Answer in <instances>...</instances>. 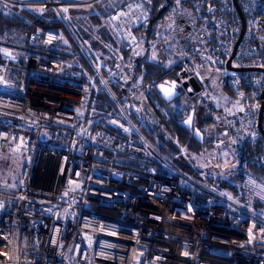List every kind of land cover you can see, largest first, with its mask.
Here are the masks:
<instances>
[{"label":"built area","instance_id":"1","mask_svg":"<svg viewBox=\"0 0 264 264\" xmlns=\"http://www.w3.org/2000/svg\"><path fill=\"white\" fill-rule=\"evenodd\" d=\"M4 1L51 8L65 29L32 30L25 45L0 40V156L20 148L30 157L15 189H0V264H264V176L245 168L239 187L246 199L228 194L167 157L124 104L145 99L142 85L157 87L155 79L144 81L145 69L128 71L125 57L155 60L169 36L181 49L177 79L204 82L207 68L225 73L242 107L222 105L221 112L228 122L250 116V134L261 132L259 91L251 86V99H239L246 92L241 73L197 47L190 12L174 4L164 38L146 41L135 30L149 17L145 3L107 0L104 23L116 43L105 57L71 15L101 0ZM254 28L264 38V3ZM236 29L233 18L218 49L229 54ZM106 60L116 64L113 73L124 72L120 94L105 76ZM179 153L190 159L184 144ZM119 155L141 167L119 164Z\"/></svg>","mask_w":264,"mask_h":264},{"label":"trees","instance_id":"2","mask_svg":"<svg viewBox=\"0 0 264 264\" xmlns=\"http://www.w3.org/2000/svg\"><path fill=\"white\" fill-rule=\"evenodd\" d=\"M114 1L120 4L128 0ZM142 1L148 8L149 17L145 22L137 25L135 28L140 37L146 41L163 39L164 37L161 35L165 28V20L170 15L171 10L175 7L174 4L179 3L189 10L195 18V25L198 30L196 36L197 47L204 49L210 55L212 61L218 62L220 66L225 65L224 61L229 54L218 49V45L224 43L222 41H224L228 35V25L233 18L237 24L234 40L239 30V17L232 0ZM0 2H2V0H0ZM238 2L245 16L246 26L244 35L237 46L231 62L236 65L257 64L264 67V38L259 36L254 28L255 13L262 7L264 0L258 5L250 6H246L243 0H238ZM8 6L9 7L6 9L0 8V40L2 41L25 45L28 44V35L32 30L38 28L65 29L63 21L51 8L43 11L36 7L22 4L10 3ZM91 6L92 8H90L84 15L75 13L73 7L71 15L80 30L89 37L92 45L97 51L103 53L104 51H108L107 48L109 46L111 47L109 44L110 42L116 43L114 34L104 23V17L111 6L107 0H101ZM200 35L203 36V41L199 40L198 36ZM71 44L76 49L78 48L74 40H71ZM179 56L180 53L177 54V58L174 60L165 62L161 58L147 61L146 59H136L127 54L125 60L127 61L128 71H133V74L137 75L139 71L145 69L144 81L147 82L155 79L158 83L166 77L177 78V65H173V63L179 58ZM115 65L116 64L111 63L112 67ZM104 70L105 76L116 94H120L126 89L127 80L124 79V77L113 72L110 73L108 67H105ZM247 70L251 69L239 70L243 77V84L246 89L242 99L251 97V86L255 90H260L261 87L264 86V71L259 70L263 73V79L259 81L249 76L246 73ZM220 75L223 77L225 89L227 92L231 93V88L227 82V75L225 73H221ZM199 84L200 88L193 91V93H189L186 88L181 87V95L185 94L190 96V99L192 100L191 106H194L195 110L199 105H202V107L206 109V113L201 114L198 121L195 122L203 132L201 141L194 138L191 130L179 122V119L183 117V115L174 110L172 106L174 100L170 102L165 101L161 97L156 86L146 90L144 85H142V92L140 94L141 96H144L145 100L152 105L154 109L157 110L160 123L154 124L142 121L137 113L136 105V103H139L141 108L143 107L141 99H137V101L126 100L124 104L128 113L132 116L147 138H149L155 146H157L167 157L182 169L190 174L198 176L199 172H202L206 182L216 185L234 197L246 199V196L241 192L239 187L241 171L247 168L264 176L263 133L259 132L257 136H252L249 130V132L242 135L237 142L233 144V159L225 169H219L216 171L206 170V172H204L202 167L193 165L190 159H187L184 155L179 153V143L184 144L189 153H200L209 144L217 143L219 141L221 136L218 133L225 132L224 135L230 133L234 134V130L236 131L238 129L240 121L246 117L244 114L235 115L234 118L228 122L224 114L221 112L220 107L214 108L210 102L202 101L199 98L201 90L205 87L204 82H199ZM162 107L167 108L169 111L168 116L163 113ZM219 115L221 119L217 117ZM262 117H264V109ZM253 123L255 124V118L253 119ZM164 127L172 134V140L174 141L175 139L176 141L175 145L170 141H167V143L173 148V151L171 152L166 151L165 136L162 132V128L164 129ZM208 128H212L213 134L207 133ZM117 160L118 163L122 165L128 164L138 168L141 167L139 161L134 158L131 159L125 157V155H123V157L122 155H119ZM12 181H14V178ZM16 183L10 187H0V189L14 190ZM261 207L264 210V202L261 204Z\"/></svg>","mask_w":264,"mask_h":264},{"label":"rangeland","instance_id":"3","mask_svg":"<svg viewBox=\"0 0 264 264\" xmlns=\"http://www.w3.org/2000/svg\"><path fill=\"white\" fill-rule=\"evenodd\" d=\"M8 4L10 3L2 0V2H0V8L6 9L9 7ZM90 8H92L91 5H83V6H77V7L75 6L73 10L75 13L84 15L89 11ZM189 12L190 11L188 10V13ZM189 15H191L190 18L191 17L192 19L194 18V16L191 13H189ZM102 54L105 57H107V55L108 56L110 55L109 53H107V51H104ZM155 57L159 58L160 53L158 52L157 54H155ZM169 59L174 60L173 56L170 57ZM106 64L108 66L109 72L111 73L112 68H113L111 66V63L106 60ZM206 70L207 71L205 72H208V75H209L207 77V84L213 85L217 80V79H213V77L216 76L215 75L216 73L211 71L209 68H207ZM118 73H119L118 74L119 76L124 77L123 71L119 70ZM246 73L249 76L259 81L263 79V73L259 70L251 69V70H247ZM217 75H220V74L217 73ZM225 91L228 94V97L230 98L229 103L224 101L223 99H219L217 96L214 98L211 97L208 93V89H206L205 87L204 89L201 90L199 98L202 101L210 102L214 106V108H219V107L221 108L222 105H226L231 108L236 107L238 109L239 108L241 109L242 106L240 104V101L236 98V96L232 92L231 93L227 92L226 89ZM239 99H242V98L239 97ZM248 99H251V97H249ZM142 102H143L142 108L139 105V103L135 102L137 105V113L139 117L142 119V121L145 123L147 122H151L154 124L160 123L159 114L157 110L154 109V107L150 105L145 99H143ZM191 105H192V100L190 99V96L185 95V94L177 97L172 102V106L174 110L179 112L183 116H186L188 114ZM203 113H206V109L202 107V105H199L198 107H196V110L194 112V122H197L199 119V116ZM217 117L221 119L220 115ZM250 123H251V117L250 116L244 117L240 121L238 129L236 131L234 130V134L230 133V134L224 135L225 132H220L218 134L221 136V138L219 139L217 143L215 142V143L209 144L200 153L190 152L189 154H190V160L192 164L202 167L204 172H206V170L216 171L219 169H225L230 163V161L233 159V150H232L233 144L237 142V140L242 135L249 132ZM162 132L165 136L166 151L168 152L173 151V148L167 143V141H170L172 144L175 145L176 143L175 139L174 141L172 140V134L167 130V128L165 127L164 129L162 128ZM207 133L213 134L212 128H208ZM29 158L30 157L28 153L24 149L10 148L9 150L4 151L0 156V187L4 188V187L13 186L19 180L20 175H21V170L23 169L24 164L29 160ZM13 178H14V181H12Z\"/></svg>","mask_w":264,"mask_h":264},{"label":"water","instance_id":"4","mask_svg":"<svg viewBox=\"0 0 264 264\" xmlns=\"http://www.w3.org/2000/svg\"><path fill=\"white\" fill-rule=\"evenodd\" d=\"M232 2L239 17V30L233 42L232 49L229 55L227 56V58L225 59V65L229 68L237 69V70L258 69L264 71V67L261 65H257V64L236 65L231 62L232 57L237 49V46L244 35L245 26H246L245 16L238 0H232ZM181 87L186 88V90L189 93H193V91H196L200 88V84L194 76H190L188 79H185L183 81L177 78L166 77L165 79L157 83V89L159 90L161 97L167 102H170L181 95L182 93ZM259 98H260L259 105L256 112V125L260 128L261 133L264 134V130H262L260 126L263 115V109H264V86H262L261 89L259 90ZM194 112H195V108L194 106H191L188 114L186 116L181 117L179 119V122L191 130L194 138H196L198 141H201L203 132L194 122Z\"/></svg>","mask_w":264,"mask_h":264},{"label":"crops","instance_id":"5","mask_svg":"<svg viewBox=\"0 0 264 264\" xmlns=\"http://www.w3.org/2000/svg\"><path fill=\"white\" fill-rule=\"evenodd\" d=\"M165 26H166V23H165ZM168 26H167V29H168ZM192 38H193V36H192ZM198 38L201 41L204 40L202 35L198 36ZM180 51H181V49H180L179 45L177 44V42L168 36L164 39V42H162V44H160V46L157 48L156 53L159 52L160 53L159 58H161L165 62L166 61L168 62L170 60L169 58L172 56L174 59L177 58L176 56H177V54L180 53ZM205 71H207V70L204 69V72ZM206 74H207V76L205 77V80H204V86L206 89H208L209 95L213 98L217 96L219 99H223L224 101L229 103L230 98L228 97V94L225 91L223 77L221 75L215 74L216 76H214L213 79H217L216 82L213 85L212 84L208 85L207 84V77L209 76L208 72H206Z\"/></svg>","mask_w":264,"mask_h":264}]
</instances>
